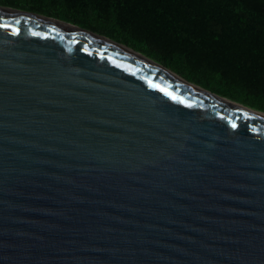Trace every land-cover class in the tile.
<instances>
[{"label":"water","instance_id":"1","mask_svg":"<svg viewBox=\"0 0 264 264\" xmlns=\"http://www.w3.org/2000/svg\"><path fill=\"white\" fill-rule=\"evenodd\" d=\"M18 10L0 5V264H264V114Z\"/></svg>","mask_w":264,"mask_h":264},{"label":"trees","instance_id":"2","mask_svg":"<svg viewBox=\"0 0 264 264\" xmlns=\"http://www.w3.org/2000/svg\"><path fill=\"white\" fill-rule=\"evenodd\" d=\"M0 5L76 24L220 97L264 112V0H0Z\"/></svg>","mask_w":264,"mask_h":264},{"label":"bare ground","instance_id":"3","mask_svg":"<svg viewBox=\"0 0 264 264\" xmlns=\"http://www.w3.org/2000/svg\"><path fill=\"white\" fill-rule=\"evenodd\" d=\"M18 11H20V10H18ZM22 12H26V11H22ZM26 13H30L31 15L38 16V17H42V18H46V19L50 18V17L47 18V17L41 16V15L32 14L31 12H26ZM50 19H53V20H57V21H60V22L66 23V22L61 21V20H58V19H54V18H50ZM66 24H69V23H66ZM69 25H71V26H73V27H76V28H79V27L74 26V25H72V24H69ZM79 29H82V28H79ZM82 30H85V29H82ZM85 31H88V30H85ZM88 32H90V31H88ZM90 33L94 34L93 32H90ZM94 35L97 36V37H99V38H102V39H104V40H106V41L114 42V43H116V44H118V45H121V44H119V43H117V42H115V41H112V40L110 41V40H108V39H106V38H103V37H101V36H98V35H96V34H94ZM121 46L125 47L124 45H121ZM125 48H128V47H125ZM128 49H130V48H128ZM130 50H132V49H130ZM132 51H134V50H132ZM136 52H137V51H136ZM138 53H139V52H138ZM140 54H141V53H140ZM141 55H143V54H141ZM143 56H145V55H143ZM145 57H146V56H145ZM146 58H148V57H146ZM148 59L151 60L152 62L156 63V62L153 61L152 59H150V58H148ZM156 64H157V66H159V67L162 68L163 70L167 71L168 73L172 74L173 76H177V77H179L180 79H182V80L188 82L189 84L195 86L196 88H198V89H200V90H203V91H205V92H208V93H210L211 95H214V96H216V97H219V99H221V100H223V101H226V102H228V103H231V104H233V105H236L233 101H230V100H228V99H225V98H223V97H220V96H218V95H216V94H214V93H212V92H210V91H208V90H206V89H204V88H202V87H200V86H198V85H195V84H193V83L187 81L186 79L182 78L181 76L177 75L176 73H172V72L169 71L168 69L164 68L162 65H160V64H158V63H156ZM236 106H238V105H236ZM248 109H250V108H248ZM251 110H254V109H251ZM254 111H257V110H254ZM257 112H260V111H257ZM260 113H263V114H264V112H260Z\"/></svg>","mask_w":264,"mask_h":264},{"label":"rangeland","instance_id":"4","mask_svg":"<svg viewBox=\"0 0 264 264\" xmlns=\"http://www.w3.org/2000/svg\"><path fill=\"white\" fill-rule=\"evenodd\" d=\"M3 6V5H2ZM7 7H10V6H7ZM11 8H14V7H11ZM15 9H19V8H15ZM19 10H22V9H19ZM23 11H27V10H23ZM28 12H31V11H28ZM32 13V12H31ZM33 14H36V13H33ZM36 15H40V14H36ZM41 16H43V15H41ZM45 17V16H44ZM52 18H54V17H52ZM57 19V18H56ZM60 20V19H59ZM63 21V20H62ZM66 22V21H65ZM67 23H70V22H67ZM70 24H73V23H70ZM73 25H75V26H77L76 24H73ZM79 27V26H78ZM88 30V29H87ZM93 32V31H92ZM96 34V33H95ZM98 35V34H97ZM101 36V35H100ZM137 52H139V51H137ZM141 53V52H140Z\"/></svg>","mask_w":264,"mask_h":264}]
</instances>
